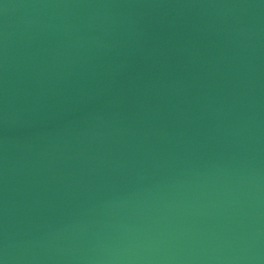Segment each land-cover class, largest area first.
Returning <instances> with one entry per match:
<instances>
[{"label":"water","instance_id":"water-1","mask_svg":"<svg viewBox=\"0 0 264 264\" xmlns=\"http://www.w3.org/2000/svg\"><path fill=\"white\" fill-rule=\"evenodd\" d=\"M0 264H264V0H0Z\"/></svg>","mask_w":264,"mask_h":264}]
</instances>
